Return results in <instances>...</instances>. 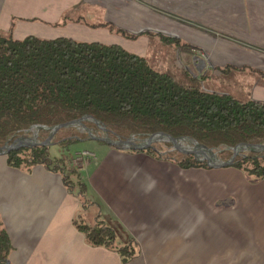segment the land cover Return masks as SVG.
Instances as JSON below:
<instances>
[{"label":"crops","instance_id":"1","mask_svg":"<svg viewBox=\"0 0 264 264\" xmlns=\"http://www.w3.org/2000/svg\"><path fill=\"white\" fill-rule=\"evenodd\" d=\"M134 9L203 27V76L222 79L221 67H244L224 80L253 86L258 73L248 69L264 72V0H0V34L14 35L25 21L57 26L67 13L78 22L82 11ZM258 83L262 97L254 100L264 102V78ZM102 148L80 173L101 205L96 221L113 228L117 244H138L140 253L124 264H258L252 242L264 244V181L249 184L231 167L182 169L145 153ZM79 207L58 173L13 169L0 159V215L12 264H122L113 249L89 245L75 228Z\"/></svg>","mask_w":264,"mask_h":264},{"label":"trees","instance_id":"2","mask_svg":"<svg viewBox=\"0 0 264 264\" xmlns=\"http://www.w3.org/2000/svg\"><path fill=\"white\" fill-rule=\"evenodd\" d=\"M243 70L244 67L226 66L220 70V77L228 79ZM248 71L263 74L257 69ZM86 115L113 133H125L141 140L164 134L211 148L234 140L249 145L264 143V102L207 92L202 90L200 79L188 72H157L145 59L117 45L82 43L64 37L45 40L28 36L18 40L0 34V147L13 135L16 139L30 128H53ZM84 126L98 130L89 123ZM41 133L39 130L38 134ZM87 134L67 136L68 139L56 142L69 147L80 139L85 140ZM154 146L160 149L156 142ZM114 148L172 161L182 169L209 168L184 155L158 158L150 150ZM5 161L13 169L29 171L41 166L58 173L66 189L73 194L75 190L78 199L85 202L83 206L87 203V186L71 166L68 155L52 157L48 147L21 148L10 151ZM232 167L254 181H263L264 153L240 155ZM73 225L89 245L113 249L122 264L136 254L138 245L134 239L117 245L115 231L101 220L88 224L82 218L79 223L73 219ZM12 249L0 215V264H12L9 259Z\"/></svg>","mask_w":264,"mask_h":264},{"label":"rangeland","instance_id":"3","mask_svg":"<svg viewBox=\"0 0 264 264\" xmlns=\"http://www.w3.org/2000/svg\"><path fill=\"white\" fill-rule=\"evenodd\" d=\"M124 13L125 15H122V11L117 10L82 11V15H80V19H78V22L77 17H73L72 13H67V15H65V18H63L57 26L25 21L23 22L24 26H16L17 28H15L14 35L3 34L1 36L9 37V35H11L13 39L18 40H23L28 36H35L45 40H53L56 38L64 37L82 43L117 45L129 54L145 59L149 66L157 72L171 71L176 73L184 70L191 74L187 68L189 66L190 70H192V72L196 74L195 78L200 79L202 90H205L207 92L228 94L239 99L254 100L258 97H262L260 96V89H257V87L260 86L258 82L259 80H261V77H264V72H262L263 74H260V76H258V74L254 76L256 82L255 80H253V86H249L247 82H244L245 80H240L238 83L235 84H229L224 79H219L214 75L203 76V69L206 67L208 60L206 59V57H203L202 53V38L203 34L205 33L203 27L190 26L185 21H176L174 23H171L172 21L169 20L158 19V14L150 10L141 11L140 9H134L124 11ZM63 21H65V23H63ZM98 24H108L110 25V27L108 28L91 26H97ZM132 35H134L135 37L133 38ZM210 37L212 42L211 44L217 45V37H214L213 35H211ZM218 60V58L215 59V61ZM223 68L224 67H221L220 70ZM196 69L199 73L196 71ZM255 85H257V87H255ZM250 88H252V90ZM73 130L77 131L72 134H69L70 131ZM85 133H87V130L83 129L82 127L70 129L64 135H62L60 139H68L69 137L67 136H72L73 138H76L78 134ZM39 135L40 134H38L37 130H32L27 134H22L17 137L15 143H38ZM87 135L88 137L85 140L80 139L79 142L71 144L69 147L59 146V144H57L56 142V140L58 139H43V142L44 144L51 143L48 148L49 153L52 157L59 158L68 155V157L70 158L71 166L74 167L81 176L80 172L82 171L83 167L86 166V164L90 160H93L99 156V154L97 153V151H99L97 150L99 149V147L100 149L102 147V149H104V147H108L109 149H116L114 148V146L106 145L107 143L104 141L101 142H104L106 144H102L96 140L98 138L106 137L105 134L99 130H90L89 134ZM26 138L31 139V141H27ZM164 140L165 139L161 138L156 139V143L159 144L160 149H165L171 145L169 142H166ZM112 141L115 142L117 140ZM182 142L187 145H190L191 147L194 146V144H192L191 142ZM233 148L236 147L233 146L232 149ZM200 152H203V150H200ZM82 153H90L94 155V157H89L87 155L83 156ZM245 154L247 153H242L241 156ZM168 155H175V157L183 156L175 153ZM0 159H5V156H0ZM230 159L231 153H228L226 155H223L221 159H218L214 162L228 163ZM208 167L210 169H215V167ZM231 168L233 167L231 166ZM238 171L242 173L243 177L249 184H259L262 182L254 181V178L247 177L242 171ZM81 181L84 183L82 177ZM88 193L89 192L87 187V203L85 204V206H83L85 202L79 199L80 207L73 218L78 223L82 218L84 222L88 224H93L98 218V215L100 214L101 205H99L96 201H92L94 196L90 195L89 197ZM74 195L77 196V192H75V190ZM224 203L226 205H231L233 201L230 198L227 199ZM233 242L234 244L242 243L240 241ZM252 244H256L255 246H257L256 250L258 264H264V244H261V242L258 241H253ZM117 245L122 246L124 244ZM139 253L140 249L137 246L135 255H138ZM248 261L249 259H243L242 263L252 264Z\"/></svg>","mask_w":264,"mask_h":264},{"label":"water","instance_id":"4","mask_svg":"<svg viewBox=\"0 0 264 264\" xmlns=\"http://www.w3.org/2000/svg\"><path fill=\"white\" fill-rule=\"evenodd\" d=\"M84 123H89L96 127L99 131L104 133L106 136L105 138H98L96 140L104 141L111 146L136 150H150L158 158L175 153L179 155L188 156L195 163H205L207 166L215 168L231 167L235 158L241 155L242 153H250L254 155L264 153V143L260 145H249L236 140L231 141L227 145L218 148H211L209 146L199 145H194L193 147H191L190 145L183 143L182 140H178L169 135L164 134H153L148 139L141 140L125 133H113L106 127L102 126L97 119L86 115L76 116L74 118L69 119L66 123L60 124L53 128L33 127L29 130L22 132L23 134H27L32 130H42V133L39 135L38 138V143H31V139L26 138V140L30 143L16 144V139H14L13 135L9 142L0 147V156H6L10 151L21 148L35 149L49 147L51 143L44 144L43 139H60L62 135H64L70 129L82 127L86 129L87 133L89 134L90 130H88L84 126ZM109 137H114L117 141L114 142ZM157 138L165 139L164 141L169 142L171 145L165 149H158L154 146V143L156 142ZM233 146H235L236 148L232 149ZM200 150H203V152H200ZM228 153H231V159L228 163L214 162L218 159H221L223 155H226Z\"/></svg>","mask_w":264,"mask_h":264},{"label":"built area","instance_id":"5","mask_svg":"<svg viewBox=\"0 0 264 264\" xmlns=\"http://www.w3.org/2000/svg\"><path fill=\"white\" fill-rule=\"evenodd\" d=\"M187 68H188L189 72L191 73V75H192L193 77H196V74L193 73L192 70H190L189 66H188ZM82 155H83V156H86V155H87V156H89V157H94V155H92V154H90V153H82Z\"/></svg>","mask_w":264,"mask_h":264},{"label":"bare ground","instance_id":"6","mask_svg":"<svg viewBox=\"0 0 264 264\" xmlns=\"http://www.w3.org/2000/svg\"><path fill=\"white\" fill-rule=\"evenodd\" d=\"M196 71H197V69H196ZM198 72V71H197ZM199 73V72H198Z\"/></svg>","mask_w":264,"mask_h":264}]
</instances>
